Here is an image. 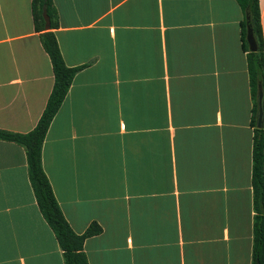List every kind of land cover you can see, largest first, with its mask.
Segmentation results:
<instances>
[{
	"label": "crops",
	"instance_id": "obj_1",
	"mask_svg": "<svg viewBox=\"0 0 264 264\" xmlns=\"http://www.w3.org/2000/svg\"><path fill=\"white\" fill-rule=\"evenodd\" d=\"M84 65L42 168L89 264H254L250 94L237 0H52ZM264 40V0H259ZM32 0H0V129L34 128L53 86ZM264 170V160H263ZM0 264H64L22 145L0 139ZM264 264V263H263Z\"/></svg>",
	"mask_w": 264,
	"mask_h": 264
},
{
	"label": "trees",
	"instance_id": "obj_2",
	"mask_svg": "<svg viewBox=\"0 0 264 264\" xmlns=\"http://www.w3.org/2000/svg\"><path fill=\"white\" fill-rule=\"evenodd\" d=\"M241 8L248 15V20L241 22L242 45L246 51L247 68L249 76L250 94L253 100L251 125L252 137V257L254 264L264 263V125L256 126L257 92L258 84H261L262 106L264 111V40L260 22L259 0H237ZM45 9V14L43 10ZM32 13L35 28L40 33L41 44L49 56L52 72L53 86L46 101L45 107L34 128L26 133L11 132L0 129V139L14 141L22 145L26 153L28 175L34 191L38 207L53 230L58 244L63 253L64 264H89L83 251L84 240L87 237L98 234L101 227L92 222L82 233L72 230L65 219L60 206L54 196L51 184L46 176L41 162V148L44 137L60 107L74 75L84 65L67 66L64 63L58 43L52 29L56 27V10L52 0H32ZM49 20V28H46V18ZM247 24L252 28L256 42V49L249 50L246 39Z\"/></svg>",
	"mask_w": 264,
	"mask_h": 264
},
{
	"label": "water",
	"instance_id": "obj_3",
	"mask_svg": "<svg viewBox=\"0 0 264 264\" xmlns=\"http://www.w3.org/2000/svg\"><path fill=\"white\" fill-rule=\"evenodd\" d=\"M45 14V9L43 10ZM46 18V28H49V20ZM246 19L248 20V15H246ZM247 43L249 46V50L254 51L256 49V42L253 36L252 28L249 24H247V34H246ZM257 115H256V126L258 128L263 127L264 125V111L262 106V91H261V84H258V92H257Z\"/></svg>",
	"mask_w": 264,
	"mask_h": 264
}]
</instances>
